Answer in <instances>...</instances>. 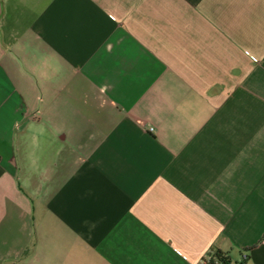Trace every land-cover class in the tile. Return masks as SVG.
Wrapping results in <instances>:
<instances>
[{
  "label": "crops",
  "instance_id": "obj_1",
  "mask_svg": "<svg viewBox=\"0 0 264 264\" xmlns=\"http://www.w3.org/2000/svg\"><path fill=\"white\" fill-rule=\"evenodd\" d=\"M216 248L264 264V0H0V264Z\"/></svg>",
  "mask_w": 264,
  "mask_h": 264
},
{
  "label": "trees",
  "instance_id": "obj_2",
  "mask_svg": "<svg viewBox=\"0 0 264 264\" xmlns=\"http://www.w3.org/2000/svg\"><path fill=\"white\" fill-rule=\"evenodd\" d=\"M208 259L204 260V264H248V254L241 255L240 259L234 261L231 259L228 252L220 249H213L208 253Z\"/></svg>",
  "mask_w": 264,
  "mask_h": 264
},
{
  "label": "built area",
  "instance_id": "obj_3",
  "mask_svg": "<svg viewBox=\"0 0 264 264\" xmlns=\"http://www.w3.org/2000/svg\"><path fill=\"white\" fill-rule=\"evenodd\" d=\"M148 130H149V131H152L153 129H152L151 127H149V128H148ZM206 259H208V256H207V258H206Z\"/></svg>",
  "mask_w": 264,
  "mask_h": 264
}]
</instances>
